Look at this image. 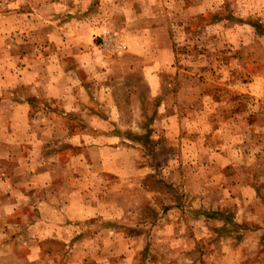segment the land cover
<instances>
[{"label": "rangeland", "instance_id": "1", "mask_svg": "<svg viewBox=\"0 0 264 264\" xmlns=\"http://www.w3.org/2000/svg\"><path fill=\"white\" fill-rule=\"evenodd\" d=\"M40 5L38 0H0L1 162L27 160L30 156L26 144H14V138H18L16 124L32 123L35 128L36 124L48 123L52 128L69 123L70 133L91 135L95 126H106L105 111L118 106L115 127L123 133L122 137L130 138V133H134V142L149 139L154 144L159 136L167 137L168 129L180 128V147L175 151V158L180 160V182L166 183L172 189L155 183L154 190L164 193L155 200L167 206L193 205L200 222L205 210L214 213L210 232L203 222L194 225L186 218L185 234L202 235L195 247L208 253L197 264L264 263V0H80L69 4L65 11L69 21H73L68 24L69 30L80 33L85 46L82 50L87 53L80 56L79 62H84V56L87 60L80 67L70 55L76 42L73 35H66L63 42L52 41L49 34L54 23L49 14L48 18L28 14L33 12L36 16L34 11ZM81 22L92 24L94 33L89 28L74 27ZM129 24H133L132 29ZM148 24L156 32L154 42L166 40L176 55L175 63L164 73L172 76L163 87L171 91L167 96H154L139 72L118 77L117 74L128 72L122 59L116 66L103 63L94 46L106 29V35L108 30L113 32L112 43L120 44V34L126 38L128 29ZM128 40L138 42L133 37ZM102 42L112 44L107 39ZM64 45H71L65 46L66 52ZM102 54L110 61L121 56ZM124 60L134 63L129 56ZM74 74L85 79L80 90H76ZM38 90L42 92L40 96L35 95ZM26 104L33 106L29 109ZM67 105L75 107L76 116L65 114ZM46 107L50 110L46 111ZM173 109H178L179 120L172 122L174 116L166 113ZM50 134L52 140L61 136L56 131ZM138 135L140 139L135 138ZM155 146L144 149L153 154ZM160 149L171 155L170 149ZM211 155L213 162L207 163L206 157ZM13 165L0 163V189ZM18 166L21 176H27L35 163L30 166L23 161ZM205 166L209 172H205ZM205 174L213 177V185H208L207 195H194L192 177L204 180ZM209 190L212 194L208 195ZM2 197L0 194V200ZM2 210L0 235L3 228L8 233L15 229L4 227L6 219L9 217L11 222L13 216L9 209ZM221 212L230 217L231 224L224 223L227 218L220 217ZM169 213V219L177 217L171 215L174 211ZM169 240L160 261L178 264L191 258L188 247L184 251L181 243L178 248ZM187 242L183 244L187 246ZM156 247L159 248L154 244L153 252ZM179 249L183 252L181 260L175 253ZM71 260L74 259L64 262L70 264ZM151 260L157 264L156 257Z\"/></svg>", "mask_w": 264, "mask_h": 264}, {"label": "crops", "instance_id": "2", "mask_svg": "<svg viewBox=\"0 0 264 264\" xmlns=\"http://www.w3.org/2000/svg\"><path fill=\"white\" fill-rule=\"evenodd\" d=\"M78 1L80 0H45L44 2L38 0L42 5L35 9L34 14L37 15L34 16L33 12L28 14H31V17L44 15L47 18L46 14H49V18L54 23L49 34L52 41L63 42L66 35H73V40L76 39V42L72 45L70 55L80 67L87 61L84 56V62H79L80 56L83 57L85 53L82 50L85 46L80 41L83 37L76 30L75 32L69 30L68 24L73 21H69V13H65L70 7L69 4ZM73 20L77 19L73 17ZM129 25V29H132L133 24ZM149 26L151 24L136 26L133 30L128 29L126 38L125 35L123 38L120 34V44L112 43L113 32L108 30L106 35V29L101 34L99 43H94V46L99 51L103 63L108 61L116 66L122 59L123 66L128 72L117 74L118 77L126 78L123 75L139 72L142 74V81L150 84L154 96L160 94L167 96L171 91H165L163 87L172 76H164V73L173 66L176 55L174 48L166 40L163 43L154 42L153 34L156 32ZM74 27L89 28L93 31V25L86 22L75 23ZM132 37L138 39V42L132 43L128 40ZM105 39L112 44L103 43ZM65 46L68 45H64V52L67 51ZM102 53L104 56L113 54H121V56L110 61L104 59ZM125 56H129L134 63L125 61ZM61 61H64L63 57ZM73 78L78 83L76 90H80L81 82L84 84L85 79L78 75ZM51 79L53 80L54 77ZM41 93V90L35 91L36 96H40ZM106 95L109 98L110 94L106 93ZM25 106L31 109L33 105ZM67 107L65 114L76 116L75 107L73 105ZM114 108L112 111L110 108L105 111L107 117L103 122L108 125L93 126L94 128L91 126L94 129L91 135L70 133L69 123L59 127L54 125L52 128L48 123L36 124L35 128L32 123L16 124L18 138H14V144H26L24 147H29L30 156L26 157L27 160L23 158V160L11 159L12 161L3 162L0 157V163L14 164L13 170L2 181L0 194L3 197L0 202L2 200L3 202L0 203V211L9 209L8 212L13 218L9 222L8 214L5 215L8 218L4 227L15 228L11 233H8L7 228L2 229L0 264H65L64 260L67 258L74 259L70 264H146V261L154 264L151 260L153 256L156 257L155 263L164 264L160 260L164 259L162 253L165 245L170 243L169 238L171 242L177 243L178 248V244L181 243L184 251L188 247L189 253L192 254L188 261H180L178 264H197V260L207 258V252L195 247L196 240L203 236L197 233H194V236L191 233L186 235L184 227L187 226L188 217L191 223L195 222L194 225L203 222L204 227L208 226L207 230L210 232L212 226L210 218L214 213H209L204 207L205 211L200 222L194 214L193 205L167 206L164 202L155 200L158 194H164L154 190L155 183L172 189L166 183L175 185L174 182H180V160L175 158L176 148L180 147L178 140L180 128L172 127L170 131L168 129L167 137L159 136V140L156 139L154 144H150L149 139L143 143L134 142L132 138L134 133H130V138L122 137L123 133L115 127L120 112L118 106L117 109ZM49 110L50 108L46 107V111ZM162 111L167 110L162 108ZM177 112L178 109H173L171 113L166 114L174 116L171 120L173 122L179 120ZM35 130L37 132L33 133ZM54 131L61 133L59 140L50 138V132ZM57 137L58 135L55 138ZM135 138L140 139L141 135ZM155 144L153 154L147 153L146 147L152 145L154 147ZM142 146L146 150H143ZM161 147L170 149L171 155L161 153ZM68 149H70L69 154L65 155ZM212 157L213 155L206 157L207 163L213 162ZM23 161L30 163V166L35 163L27 176H21L19 170L18 164ZM197 161L201 162L198 159ZM207 167L205 166V172H209ZM177 173L178 176H175ZM212 180L213 177H207V174L204 180L192 177L194 181L192 185L195 189L191 193L207 195V187L213 185ZM209 194H212L211 190ZM170 210L175 212L171 215L177 217L169 219ZM220 217L227 218L225 224H231L230 217L226 216L225 212H221ZM204 237L207 238V232ZM184 241H188L187 246L183 244ZM258 241L256 243L259 246L261 240ZM154 244L159 246L156 247L155 255ZM255 249L258 255L259 248L256 246ZM175 253L181 260L183 253L181 249ZM262 257L264 261V251Z\"/></svg>", "mask_w": 264, "mask_h": 264}]
</instances>
